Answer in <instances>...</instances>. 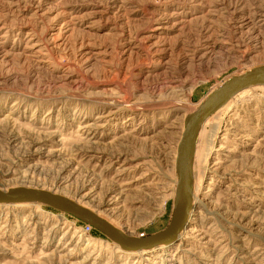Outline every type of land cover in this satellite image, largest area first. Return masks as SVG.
<instances>
[{"label":"rangeland","instance_id":"rangeland-1","mask_svg":"<svg viewBox=\"0 0 264 264\" xmlns=\"http://www.w3.org/2000/svg\"><path fill=\"white\" fill-rule=\"evenodd\" d=\"M262 66L264 0H0V191L63 196L131 237L162 231L185 117ZM195 149L174 242L122 251L47 206L3 204L0 264H264V86L209 117Z\"/></svg>","mask_w":264,"mask_h":264},{"label":"water","instance_id":"water-1","mask_svg":"<svg viewBox=\"0 0 264 264\" xmlns=\"http://www.w3.org/2000/svg\"><path fill=\"white\" fill-rule=\"evenodd\" d=\"M264 86V66L231 77L211 92L198 108L184 119L175 161L177 184L171 220L167 228L153 235L136 238L127 236L90 211L75 205L63 196L43 190L12 188L0 191V204H40L89 225L122 250H141L155 244L172 241L188 224L192 190V165L195 142L201 125L233 96L253 87Z\"/></svg>","mask_w":264,"mask_h":264},{"label":"bare ground","instance_id":"bare-ground-1","mask_svg":"<svg viewBox=\"0 0 264 264\" xmlns=\"http://www.w3.org/2000/svg\"><path fill=\"white\" fill-rule=\"evenodd\" d=\"M261 87V86H260ZM247 90V89H246ZM239 94V93H238ZM236 96V95H235ZM235 96H233V97H235ZM232 97V98H233ZM231 98V99H232ZM230 99V100H231ZM229 100V101H230ZM228 101V102H229ZM227 102V103H228ZM226 103V104H227ZM225 104V105H226ZM224 105V106H225ZM223 107V106H222ZM221 107V108H222ZM220 108V109H221ZM218 111V110H217ZM216 111V112H217ZM215 112V113H216ZM214 113V114H215ZM208 120V119H207ZM206 120V121H207ZM206 121H204V123L201 125V127H200V129H199V131H198V134H197V137H196V141H197V138H198V135L200 134V132H201V130H202V128H203V125L205 124V122ZM195 147H196V142H195ZM195 152H196V149H195ZM195 152H194V157H195ZM193 162H194V159H193ZM196 179V178H195ZM199 190V184L197 183V182H195L194 181V175H193V165H192V190H191V203H190V211H189V213H188V219H189V215H190V212L192 211V209H193V206H195V204H196V197H197V191ZM2 192V191H1ZM54 194V193H53ZM65 198V197H64ZM67 199V198H66ZM68 201H71L72 203H74L75 205H78V206H80V207H82V208H84V209H86V210H88V211H90L91 213H93L94 215H96L97 217H99L96 213H94V212H92L91 210H89V209H87V208H85V207H83V206H81L79 203H77V202H74V201H72V200H69V199H67ZM0 205H3V204H0ZM4 205H8V204H4ZM10 205H15V204H10ZM99 218H101V217H99ZM102 220H104L103 218H101ZM105 222H107L106 220H104ZM109 225H111L109 222H107ZM112 226V225H111ZM113 228H115L114 226H112ZM185 228V227H184ZM184 228L180 231V232H178V234L175 236V238L172 240V241H168V242H162V243H155V244H153V245H151V246H149V247H147L146 249H141V250H134V251H132V250H127L128 252H138V253H140V251H142V252H147V251H150V250H153L154 248H158V247H163V245H165V246H167L168 244H170V243H172V242H174L177 238H180V237H182V235L184 234L183 233V231H184ZM116 229V228H115ZM116 230H118V229H116ZM122 250V249H121ZM122 251H126V250H122ZM128 254H133V253H128Z\"/></svg>","mask_w":264,"mask_h":264},{"label":"built area","instance_id":"built-area-1","mask_svg":"<svg viewBox=\"0 0 264 264\" xmlns=\"http://www.w3.org/2000/svg\"><path fill=\"white\" fill-rule=\"evenodd\" d=\"M83 234H87L90 230L91 227L87 224H83L81 228H79Z\"/></svg>","mask_w":264,"mask_h":264}]
</instances>
